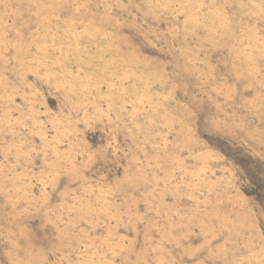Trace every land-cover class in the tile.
<instances>
[{"label":"rangeland","instance_id":"rangeland-1","mask_svg":"<svg viewBox=\"0 0 264 264\" xmlns=\"http://www.w3.org/2000/svg\"><path fill=\"white\" fill-rule=\"evenodd\" d=\"M0 264H264V0H0Z\"/></svg>","mask_w":264,"mask_h":264}]
</instances>
